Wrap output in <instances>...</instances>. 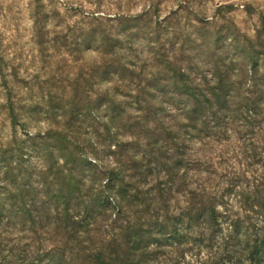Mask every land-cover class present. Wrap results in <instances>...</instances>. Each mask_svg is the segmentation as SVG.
<instances>
[{"label": "rangeland", "instance_id": "rangeland-1", "mask_svg": "<svg viewBox=\"0 0 264 264\" xmlns=\"http://www.w3.org/2000/svg\"><path fill=\"white\" fill-rule=\"evenodd\" d=\"M263 20L264 0H0V203L9 205L8 165L63 164L56 144L51 158L41 156L33 136L68 133L80 139L83 156L113 166L95 135L104 133L100 125L114 107L136 115L153 102L170 121L172 107L190 101L173 94L177 83L210 90L222 77L233 90V110L257 83L264 93ZM227 115L220 128L191 131L188 181L213 194L220 212L248 213L255 224L249 195L264 184V115L256 128L245 113ZM7 214L0 218V264H28L19 257L37 253L43 226L35 235ZM182 250L172 256L181 264H204L198 243Z\"/></svg>", "mask_w": 264, "mask_h": 264}, {"label": "trees", "instance_id": "trees-1", "mask_svg": "<svg viewBox=\"0 0 264 264\" xmlns=\"http://www.w3.org/2000/svg\"><path fill=\"white\" fill-rule=\"evenodd\" d=\"M262 27L258 39L264 46V20ZM258 87L254 85L251 97L233 110L228 100L233 90H228L223 77L210 90L192 82L177 83L173 94L190 101L183 107L173 106L167 116L170 121L161 116L164 105L153 102L139 105L136 115L114 107L109 120L100 125L104 133L95 135L102 152L114 157L113 166L83 156L80 139L68 133L31 137L38 154L47 158L53 156L51 148L56 144L63 164L50 163L39 170L30 165L23 169L20 163L8 165L4 172L12 189L6 198L9 205L0 203V218L8 213L15 227L30 224L35 235L43 226L46 237L37 253L19 260L28 264H181L173 254L198 243L206 250L204 264H264V184L254 186L249 195L250 210L259 214L253 224L248 213L220 212L213 194L188 181L185 167L187 152H196L190 148L192 130L203 133L220 128L219 121L229 119L230 112L245 113L248 126H260L264 93ZM90 148L101 155L94 145ZM179 195L184 198L182 205Z\"/></svg>", "mask_w": 264, "mask_h": 264}]
</instances>
